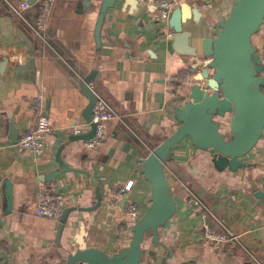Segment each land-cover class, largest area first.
<instances>
[{
    "label": "crops",
    "instance_id": "0c3cea01",
    "mask_svg": "<svg viewBox=\"0 0 264 264\" xmlns=\"http://www.w3.org/2000/svg\"><path fill=\"white\" fill-rule=\"evenodd\" d=\"M8 1L18 5L22 0ZM102 1L53 0L46 19L48 44L43 45L0 0V49L27 54L21 63L0 60V264H65L80 242L109 257L127 248L132 223L126 205L133 203L143 214L151 202L143 163L178 127L176 110L184 104L180 98L189 100L190 89L198 84L200 69L173 50L171 29L157 20L158 12L148 0L116 2L104 17L98 43ZM235 1L215 0L209 11L200 10L201 15L192 18L186 9L183 30L191 33L189 45L199 56L203 42L216 37ZM176 3L194 7L191 0ZM38 11L39 4H34L24 15L33 19ZM252 44L264 65V23ZM90 76L95 98H102L117 116L106 123L96 149L76 139L91 132L83 115L88 100L82 90ZM172 77L182 81L174 83ZM36 96H41L52 133L39 153L20 151L19 138L36 121ZM75 128L81 131L78 135ZM222 131L228 136L224 126ZM58 157L69 171L48 180L59 169ZM241 161L244 166L235 171H218L211 154L190 138L177 144L164 165L176 211L158 228V243L150 234L145 237L139 264H253L238 246L217 248L202 237L199 215L187 204L182 184L192 188L264 264V202L256 196L264 192V131ZM129 182L127 203L121 204L122 199L114 204V190ZM97 188L99 208L85 210L96 204ZM41 190L61 197L71 210L60 239L58 220L36 215Z\"/></svg>",
    "mask_w": 264,
    "mask_h": 264
},
{
    "label": "water",
    "instance_id": "95a60500",
    "mask_svg": "<svg viewBox=\"0 0 264 264\" xmlns=\"http://www.w3.org/2000/svg\"><path fill=\"white\" fill-rule=\"evenodd\" d=\"M34 5L37 0H25ZM132 4L136 0H103L99 6L96 22V40L108 9L116 2ZM135 3V2H134ZM190 9V18L201 15L190 5L176 6L171 12L168 26L172 32V48L186 56L200 70L196 75L198 84L189 91V100L181 97L183 106L176 110L178 127L148 155L143 163V175L151 184V202L139 220L131 227L129 246L109 257L96 248H87L80 242V248L70 253L65 264H139L143 250L142 243L150 234L158 243V228L171 219L176 211V202L164 173V165L172 156V151L184 138L211 154V163L218 171H235L244 166L241 161L257 145L264 131V65L252 44V38L264 23V0H236L226 20L219 23L215 38L203 42V53L189 45L191 33L183 30L185 11ZM4 61L3 64H6ZM91 76L82 84L88 100L83 111L87 123L92 119V108L96 102L89 89ZM229 116V120H227ZM90 134L76 139L88 140L93 137L95 125ZM226 128L228 136L222 131ZM59 158V157H58ZM59 169L46 177L54 180L69 171L60 158ZM95 182L94 179H92ZM8 185V183H5ZM10 186V185H9ZM97 202L85 210H95L101 204L99 188L96 189ZM256 196L264 202V192ZM11 194L8 192V207ZM124 199L121 204H126ZM71 210L65 208L58 220L57 239H60ZM75 245L70 244V248Z\"/></svg>",
    "mask_w": 264,
    "mask_h": 264
},
{
    "label": "built area",
    "instance_id": "2783aa9c",
    "mask_svg": "<svg viewBox=\"0 0 264 264\" xmlns=\"http://www.w3.org/2000/svg\"><path fill=\"white\" fill-rule=\"evenodd\" d=\"M9 9L19 17L30 30L31 34L38 39L43 45H47V39L45 35L46 31V19L49 13L50 6L53 0H37L35 4H39V11L35 18L28 19L24 15V11L29 8L30 5L22 0L15 5L8 0H3ZM215 0H191L194 8L202 11H209ZM148 4L155 6L158 12L157 20L168 23L170 12L177 5L176 0H148ZM27 54L16 48L0 49V60H7L9 58L16 62H23ZM172 82H181L176 77L171 78ZM89 88L92 87L89 85ZM34 111L36 114V121L34 126L23 134L16 147L20 151H31L33 153H39L44 146L45 140L52 133V128L48 124L47 118L44 114V108L41 101V96H36L33 101ZM91 123L95 125V132L92 138L83 140V146L87 149H96L100 146L106 128V123L114 118H117L116 114L110 108V106L102 99L96 98V102L92 108ZM79 128L74 129V133L78 135L80 133ZM185 193L187 204L198 213L200 218V226L202 230V237L217 248H221L225 245H236L244 254L249 258L253 264H263L261 258H258L242 241L239 234L234 233L207 204L204 200L189 186L182 184ZM131 183L118 187L114 190L112 197L113 203H117L119 200L126 198ZM65 208L64 200L56 195L50 194L48 191L41 190L37 196L35 212L37 216L59 220L63 210ZM125 214L129 218L131 227L139 220L142 213L140 209L133 203H128L125 207ZM122 230L124 228H121ZM262 258H264V250L262 252Z\"/></svg>",
    "mask_w": 264,
    "mask_h": 264
}]
</instances>
